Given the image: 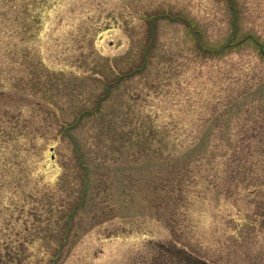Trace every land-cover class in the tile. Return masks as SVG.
Segmentation results:
<instances>
[{"label":"rangeland","instance_id":"obj_1","mask_svg":"<svg viewBox=\"0 0 264 264\" xmlns=\"http://www.w3.org/2000/svg\"><path fill=\"white\" fill-rule=\"evenodd\" d=\"M188 255L264 264V0H0V264Z\"/></svg>","mask_w":264,"mask_h":264},{"label":"trees","instance_id":"obj_2","mask_svg":"<svg viewBox=\"0 0 264 264\" xmlns=\"http://www.w3.org/2000/svg\"><path fill=\"white\" fill-rule=\"evenodd\" d=\"M230 1V3H231V6H233L234 5V0H229ZM158 16V15H157ZM157 16H149L150 18H149V21H148V23L150 24L149 25V31H153V27H154V24H155V20H156V18H157ZM169 16H171V15H169ZM180 20H181V22L182 23H184L185 24V26L187 27V29L194 35V37H196V39H198V44L200 45V48L203 50L204 49V46H202L201 44V38H200V33L198 32V31H196V30H193V25H192V23L186 18V17H180ZM152 25H153V27H152ZM150 34V33H149ZM149 37H150V39H152V34H150L149 35ZM233 38H234V36H233ZM233 38H231V39H233ZM250 38H251V40H255L253 37H251L250 36ZM243 40V39H242ZM150 42V41H149ZM255 44L257 45V47H260V45H259V43L257 42V41H255ZM225 45H228V43H225ZM150 47V44L148 43V46L146 47V52H147V49ZM222 48V47H221ZM146 54V53H145ZM145 54H143V56H142V59H143V61H142V63L139 65V67H138V70L135 68L134 70L135 71H132V73H135V72H140L144 67H146L147 66V62H146V57H145ZM128 74H131V73H128ZM124 76L125 75H121L120 77H118L117 79H115V81H112V82H110V84L109 85H107V92H109L110 91V88H111V85L112 84H114L115 82L117 83V82H119L120 80H122L123 78H124ZM108 89H109V91H108ZM106 92V93H107ZM97 108H98V106H96ZM78 120V119H77ZM76 150H78V145H76ZM78 153V152H77ZM80 156V155H79Z\"/></svg>","mask_w":264,"mask_h":264},{"label":"water","instance_id":"obj_3","mask_svg":"<svg viewBox=\"0 0 264 264\" xmlns=\"http://www.w3.org/2000/svg\"><path fill=\"white\" fill-rule=\"evenodd\" d=\"M201 264H204L203 262H200Z\"/></svg>","mask_w":264,"mask_h":264}]
</instances>
